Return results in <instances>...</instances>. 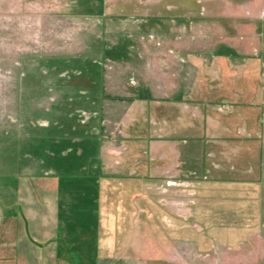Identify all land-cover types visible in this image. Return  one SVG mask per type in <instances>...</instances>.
Instances as JSON below:
<instances>
[{"label": "rangeland", "instance_id": "1", "mask_svg": "<svg viewBox=\"0 0 264 264\" xmlns=\"http://www.w3.org/2000/svg\"><path fill=\"white\" fill-rule=\"evenodd\" d=\"M0 264H264V0H0Z\"/></svg>", "mask_w": 264, "mask_h": 264}]
</instances>
